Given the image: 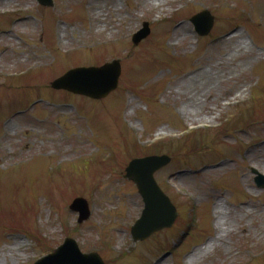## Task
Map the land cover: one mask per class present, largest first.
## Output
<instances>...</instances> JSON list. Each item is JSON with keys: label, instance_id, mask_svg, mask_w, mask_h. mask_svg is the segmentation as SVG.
<instances>
[{"label": "rangeland", "instance_id": "1", "mask_svg": "<svg viewBox=\"0 0 264 264\" xmlns=\"http://www.w3.org/2000/svg\"><path fill=\"white\" fill-rule=\"evenodd\" d=\"M52 1L0 0V264L66 239L104 264H264V0ZM112 61L117 88L99 101L51 88ZM164 155L154 177L178 217L134 244L143 203L124 169Z\"/></svg>", "mask_w": 264, "mask_h": 264}, {"label": "water", "instance_id": "2", "mask_svg": "<svg viewBox=\"0 0 264 264\" xmlns=\"http://www.w3.org/2000/svg\"><path fill=\"white\" fill-rule=\"evenodd\" d=\"M37 2L45 7L51 6L49 0H37ZM192 23L200 36L207 35L212 27V19L207 13L193 18ZM148 34V27L144 24L143 30L133 36V43L138 44ZM119 76V64L113 62L100 69L90 68L70 71L56 80L52 84V88L87 96L92 99H101L116 89ZM169 162L170 160L167 157H150L130 162L125 170V179L135 184L144 205L140 219L131 229L134 243L143 241L158 231L171 228L177 218L174 206L162 193L154 180V174ZM255 183L259 188L264 189L263 177L256 178ZM70 211L79 214V224L89 218L87 204L81 199L72 203ZM35 264L103 263L97 255H82L73 241L66 240L54 254Z\"/></svg>", "mask_w": 264, "mask_h": 264}, {"label": "bare ground", "instance_id": "3", "mask_svg": "<svg viewBox=\"0 0 264 264\" xmlns=\"http://www.w3.org/2000/svg\"><path fill=\"white\" fill-rule=\"evenodd\" d=\"M154 2H156V1H154ZM152 6H153V7H154V6H159V4H156V3H155V4H153ZM20 22H21V21H20ZM182 29H183V28L180 29V32H182ZM184 31H186V30H184ZM183 37H185V36L182 35L180 38L182 39ZM233 39H235V35H232L231 37H229L228 41H227L226 39H225L224 41L229 42V41H231V40H233ZM238 45H239V46H238ZM241 46H242V45H240L239 42H237V48H239V47H241ZM202 78H203V76L201 77V79H202ZM194 101H195V99H194V97H192V98H191V101L189 102V103H192V104L189 106V108H190L191 110H194V109H195V106L198 104L197 101H195V102H194Z\"/></svg>", "mask_w": 264, "mask_h": 264}]
</instances>
